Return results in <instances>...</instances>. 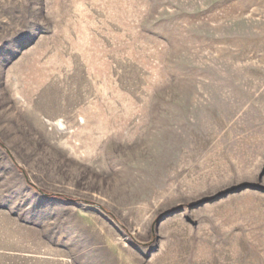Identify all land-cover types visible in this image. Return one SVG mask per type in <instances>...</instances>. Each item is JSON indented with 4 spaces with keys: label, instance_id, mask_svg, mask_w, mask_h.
Segmentation results:
<instances>
[{
    "label": "rangeland",
    "instance_id": "1",
    "mask_svg": "<svg viewBox=\"0 0 264 264\" xmlns=\"http://www.w3.org/2000/svg\"><path fill=\"white\" fill-rule=\"evenodd\" d=\"M0 264H264V0H0Z\"/></svg>",
    "mask_w": 264,
    "mask_h": 264
},
{
    "label": "bare ground",
    "instance_id": "2",
    "mask_svg": "<svg viewBox=\"0 0 264 264\" xmlns=\"http://www.w3.org/2000/svg\"><path fill=\"white\" fill-rule=\"evenodd\" d=\"M60 127H64V123L62 122V120H60V121H58V123H57Z\"/></svg>",
    "mask_w": 264,
    "mask_h": 264
}]
</instances>
